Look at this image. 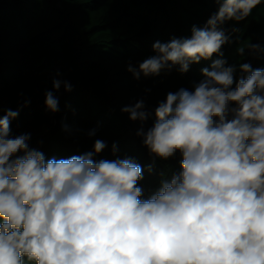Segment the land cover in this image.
<instances>
[{"label": "clouds", "instance_id": "1", "mask_svg": "<svg viewBox=\"0 0 264 264\" xmlns=\"http://www.w3.org/2000/svg\"><path fill=\"white\" fill-rule=\"evenodd\" d=\"M215 2L204 27L155 42L156 55L128 66L139 79L176 66L186 73L218 57L194 90L168 92L153 125L137 132L154 156L182 158L147 199L140 164L94 159L104 141L81 155L46 159L29 147L30 133L12 135L19 110L0 116V264H264V69L242 63L236 78L222 51L231 38L222 26L245 20L262 0ZM61 84L54 79L53 89ZM45 104L59 110L53 91ZM144 109L140 101L122 111L143 122Z\"/></svg>", "mask_w": 264, "mask_h": 264}, {"label": "trees", "instance_id": "2", "mask_svg": "<svg viewBox=\"0 0 264 264\" xmlns=\"http://www.w3.org/2000/svg\"><path fill=\"white\" fill-rule=\"evenodd\" d=\"M218 7L215 0H0V116L19 110L12 135L30 133L29 147L46 159L81 155L93 151L97 139L104 141L107 147L94 159L131 158L140 164L138 186L147 199L180 170L182 158L179 153L168 160L154 156L137 132L153 125L154 110L168 92L194 90L204 79L201 70L218 57L193 63L186 73L176 66L158 76L141 73L139 79L128 66L138 69L156 55L157 41L190 37L192 27H204ZM222 27L231 35L223 58L237 66L235 77L242 75V63L264 69V0L245 20ZM233 27L239 31L231 33ZM29 74L37 76L38 85ZM54 79L62 81L58 91ZM46 91L58 99L55 113L46 107ZM140 101L149 114L143 122L122 111Z\"/></svg>", "mask_w": 264, "mask_h": 264}, {"label": "rangeland", "instance_id": "3", "mask_svg": "<svg viewBox=\"0 0 264 264\" xmlns=\"http://www.w3.org/2000/svg\"><path fill=\"white\" fill-rule=\"evenodd\" d=\"M29 79H30L31 83H33L34 85H38L37 76H35L33 74H29Z\"/></svg>", "mask_w": 264, "mask_h": 264}]
</instances>
